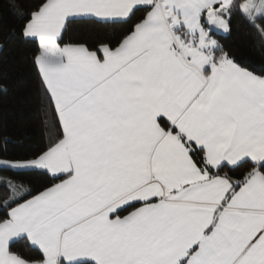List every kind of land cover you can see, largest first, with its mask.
Returning <instances> with one entry per match:
<instances>
[{
  "label": "snow or ice",
  "instance_id": "1",
  "mask_svg": "<svg viewBox=\"0 0 264 264\" xmlns=\"http://www.w3.org/2000/svg\"><path fill=\"white\" fill-rule=\"evenodd\" d=\"M12 50L0 264H264V0H0Z\"/></svg>",
  "mask_w": 264,
  "mask_h": 264
},
{
  "label": "trees",
  "instance_id": "2",
  "mask_svg": "<svg viewBox=\"0 0 264 264\" xmlns=\"http://www.w3.org/2000/svg\"><path fill=\"white\" fill-rule=\"evenodd\" d=\"M231 44L237 50L259 60V54L254 51L251 44L246 43L241 35H234L231 38ZM0 76L7 80L13 87L10 93L4 96L0 104L3 105L5 113L15 116H20L24 120L23 132L25 136L31 137L33 140L40 138L41 128L37 121L32 118L34 111V85L33 89L29 90L26 87L16 88L17 84L22 82H30L34 79L33 70L25 60L19 57L15 50L7 54L6 62L0 64Z\"/></svg>",
  "mask_w": 264,
  "mask_h": 264
}]
</instances>
